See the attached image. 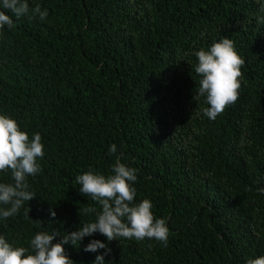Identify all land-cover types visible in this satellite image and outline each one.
<instances>
[{"label":"trees","instance_id":"trees-1","mask_svg":"<svg viewBox=\"0 0 264 264\" xmlns=\"http://www.w3.org/2000/svg\"><path fill=\"white\" fill-rule=\"evenodd\" d=\"M28 3L48 16L0 30V113L30 137L39 132L44 156L42 171L27 177L36 197L0 218V235L31 252L37 232L58 231V242L95 220L80 214L99 206L75 178L112 174L120 156L138 170L134 203L151 200L166 220L167 246L96 232L64 245L75 264L106 252L85 251L92 240L110 249L105 264H247L264 255V0ZM225 37L245 60L241 87L211 120L205 97L194 99V53ZM0 182H14L11 172Z\"/></svg>","mask_w":264,"mask_h":264},{"label":"clouds","instance_id":"clouds-1","mask_svg":"<svg viewBox=\"0 0 264 264\" xmlns=\"http://www.w3.org/2000/svg\"><path fill=\"white\" fill-rule=\"evenodd\" d=\"M26 15L29 18L38 16L43 21L48 11L42 10L39 4L30 8L28 0H2L0 30L5 26L13 29L16 20ZM258 22L264 23V17L259 18ZM194 55L198 58L195 73L200 77L198 93L194 99L205 97L208 106L203 107L202 112L209 119L215 120L237 101L245 60L236 50L233 40L227 37L214 42L208 50L201 48ZM108 151L109 155L115 154L117 145L113 143ZM43 156L41 134L37 132L30 137L27 131L21 130L16 119L0 113V173L10 171L14 181L0 182V218L16 216L25 202L36 197L35 193L28 190L27 177L42 171L37 161ZM137 171L121 162V157L117 156L112 174L105 175L90 169L77 175L75 183L80 185L79 192L91 197L99 206V210L92 206L81 208L80 214L95 213L96 219L83 222L78 231L64 234L58 242H54L60 234L58 231L37 232L30 241L31 252L24 246L14 247L0 235V264H75L64 245L71 242L79 246L85 236L96 232L107 237L108 241L118 238H134L137 241L154 239L167 246L169 228L164 218L157 219L154 216L151 200L146 198L134 203ZM258 191L264 194V188ZM30 211V207L25 209L24 215L28 217ZM51 216H56L54 210ZM98 249H106V252L97 255L94 264H105L104 257L110 249H107L103 241L92 240L85 251L96 252ZM247 264H264V255L248 259Z\"/></svg>","mask_w":264,"mask_h":264}]
</instances>
